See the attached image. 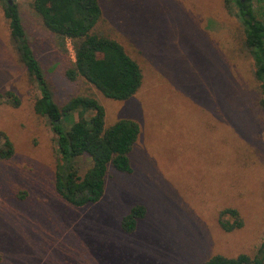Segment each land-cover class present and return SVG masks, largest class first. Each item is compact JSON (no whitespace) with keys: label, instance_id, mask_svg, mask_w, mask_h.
Here are the masks:
<instances>
[{"label":"rangeland","instance_id":"obj_1","mask_svg":"<svg viewBox=\"0 0 264 264\" xmlns=\"http://www.w3.org/2000/svg\"><path fill=\"white\" fill-rule=\"evenodd\" d=\"M58 105L95 97L105 124L135 120L132 171L108 167L102 198L82 207L54 189L55 136L34 112L39 95L19 61L0 4V130L14 145L0 162V264H203L221 254L253 256L264 237V110L239 22L224 0H99L98 30L137 61L142 84L126 100L68 80L73 51H61L31 7L15 0ZM67 118L68 128L79 120ZM135 205L145 216L120 227ZM243 225L227 232L220 210ZM229 219V217H225Z\"/></svg>","mask_w":264,"mask_h":264},{"label":"trees","instance_id":"obj_2","mask_svg":"<svg viewBox=\"0 0 264 264\" xmlns=\"http://www.w3.org/2000/svg\"><path fill=\"white\" fill-rule=\"evenodd\" d=\"M224 2L240 24L244 47L252 58L254 77L264 96V0ZM0 4L13 48L39 90L33 102L34 112L47 119L55 136L54 189L72 206L94 204L104 194L109 166L123 173L132 171L129 155L138 139L140 125L127 118L106 125L104 107L93 96L74 95L58 105L28 38L16 1L0 0ZM30 5L61 51L68 52L69 42L74 59L64 70L68 80L81 78L104 97L114 100H126L137 92L142 84L141 68L117 39L98 30L102 19L99 0H33ZM0 99L14 107L20 104L12 91L0 93ZM260 106L264 110V97L260 99ZM75 112L80 118L67 128L66 119H71ZM13 154L12 141L0 130V162ZM144 216L145 207H131L120 222L121 229L132 232ZM227 216L229 219H225ZM218 222L227 232L243 225L238 210L232 207L220 210ZM203 264H264V237L253 256L216 254Z\"/></svg>","mask_w":264,"mask_h":264}]
</instances>
